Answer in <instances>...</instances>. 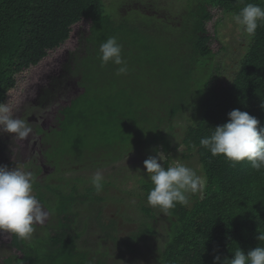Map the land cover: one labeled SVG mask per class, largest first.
<instances>
[{
	"label": "trees",
	"instance_id": "1",
	"mask_svg": "<svg viewBox=\"0 0 264 264\" xmlns=\"http://www.w3.org/2000/svg\"><path fill=\"white\" fill-rule=\"evenodd\" d=\"M187 3L188 10L180 14L185 20L182 28L186 39L183 41H153L151 36L135 28H140L139 25L132 28L125 25V30L135 29L143 36L145 48L149 49V55L161 68L170 65L177 74L171 88L158 95L160 106L156 119L152 121L151 133L145 137L136 136L129 130L131 117L119 115L113 106L108 105L110 118L98 127L90 118L85 120L84 125L76 120V128L72 132L80 146L73 156L88 154L93 157L103 151L101 156L114 162L136 151L144 143L153 146L156 153L160 150L169 153L172 146L165 129L173 128L175 118L195 97V91L198 92L201 95L199 113L194 122L186 127L181 139L185 147L184 158L197 156L206 185L201 194H193L191 203L177 204L165 214L149 206L147 196L153 184L150 179L142 180L144 202L140 209L151 222L142 223L144 228L132 238L136 242L146 235H156L155 223L159 221L156 215L162 214L165 216L162 220L168 224L169 238L159 251L157 260L160 264H213L215 255L221 256L222 264L225 258H232L236 248L247 252L264 246V242L255 238L257 230L264 232V170H253L248 161L233 167L223 155L212 156L200 145V140L210 136L212 128L227 123L228 113L234 109L248 112L260 121V127H264V26L258 27L255 36L251 37L232 82L217 87L212 80H207L208 76H214L209 66L214 52L207 24L214 18L210 7L235 15L247 3L264 7V0H187ZM107 11L104 0H0V102L8 103L12 93L19 91L20 100L24 103L30 92L26 96L20 91L21 78L51 52L64 47L76 26L83 21L89 22V41L96 47L79 62V65H88L95 53L99 55L100 44L110 36L115 37L120 29L116 30L120 20L116 22V17ZM184 46L191 51L190 60L184 52L179 54ZM128 47L140 51L137 45L128 43ZM195 71L199 72V76L192 80ZM54 77L43 81V87L50 85ZM88 112L96 110L90 107ZM102 124L106 125V130L101 129ZM118 129L119 134L116 133ZM54 134L57 141L51 147L59 148L63 135H67L68 131L58 134L55 129ZM84 134L87 140L80 143ZM58 157L57 154L53 156L56 160ZM7 164L11 165V162ZM36 187L40 189L43 185L36 184ZM45 187L56 196L53 209L58 216L57 226L47 229L46 234L36 238L33 245L8 233L10 244L20 255L6 258L4 264H13L15 259L18 264H92L91 252L78 246L82 233L75 229L78 214L72 211V206L79 201L94 200L96 191L92 187L81 196L67 194L56 187ZM40 193L37 198L46 203ZM97 264H106L105 259H99Z\"/></svg>",
	"mask_w": 264,
	"mask_h": 264
},
{
	"label": "rangeland",
	"instance_id": "2",
	"mask_svg": "<svg viewBox=\"0 0 264 264\" xmlns=\"http://www.w3.org/2000/svg\"><path fill=\"white\" fill-rule=\"evenodd\" d=\"M104 1L107 12L116 17L113 16L116 22L126 20L116 24V30L120 29L115 37L122 45V56L127 61L129 72L117 76L119 66L109 63L102 67L98 53H95L88 65H79L90 51L96 49L89 41V22H81L64 47L51 52L21 78L20 91L26 96L30 92L29 98L23 103L19 91L12 93L7 104L13 115L24 118L33 131L24 140L12 139V134H0V165L9 168L19 165L31 171L36 178L33 194L38 197L41 191L47 203L37 198L49 212V217L43 225H36L31 240L26 243L33 245L36 238L44 236L47 229L55 228L58 224V216L53 209L56 196L45 185L56 187L67 194L82 196L93 187L91 177L100 170L104 176L103 191L94 193V200L79 201L72 206V211L78 214L75 229L82 233L78 239L79 248L91 252L92 264H97L102 258L106 264H160L157 260L159 251L169 238L168 224L162 220L164 215H156L159 220L155 223L156 235H146L136 242L132 238L144 228L142 223L151 222L140 206L144 202L142 180L149 179L144 161L157 154L154 147L144 143L136 151L114 162L101 156L103 151L93 157L88 154L73 156L80 145L72 129L76 128V120L84 125L85 120L90 118L95 126L108 121L110 105L119 115L131 117L129 130L136 136L145 137L151 133L152 121L156 119V111L160 106L158 95H163L165 89L171 88L177 74L170 65L161 68L149 55V49L145 48L143 36L135 29L125 30V25L131 28L139 25L140 28H135L151 36L153 41H183L186 39L183 30L185 20L180 14L188 10V3L187 0ZM210 10L214 18L207 24V29L212 36L211 49L214 56L209 66L214 76H208L207 80H212L217 87H223L229 85L239 71L251 37L238 28L233 14L219 8L210 7ZM128 43L137 45L140 51L130 49ZM183 52L190 60L192 54L188 46H184L179 54ZM52 76L56 77L52 78L50 85L43 87L45 85L42 82L46 79L50 81ZM198 76L199 72L195 71L192 80ZM42 87L44 89L40 92ZM200 102L201 95L195 91V97L191 98L172 123L173 128L165 129L164 133L171 141V151L159 152L164 154L165 167L167 161L169 165L180 162L204 177L195 154L184 158L185 147L181 139L186 127L197 117ZM90 107H94L96 112H88ZM55 129L58 134L68 131L67 135H63V143L59 148L51 147L57 141ZM101 129L106 130V125L102 124ZM116 133L119 134V129ZM85 140L86 134L80 143ZM55 154L59 156L57 160L53 158ZM36 184L43 187L38 189ZM192 201L193 194H189V202ZM9 239L8 233L0 234V264H4L8 257L20 255ZM103 253L106 255L103 256ZM13 264H18L16 259Z\"/></svg>",
	"mask_w": 264,
	"mask_h": 264
},
{
	"label": "clouds",
	"instance_id": "3",
	"mask_svg": "<svg viewBox=\"0 0 264 264\" xmlns=\"http://www.w3.org/2000/svg\"><path fill=\"white\" fill-rule=\"evenodd\" d=\"M233 20L243 33L254 37L258 27L264 26V7L247 3L233 16ZM99 59L102 67L109 63L119 66L117 76L129 72L127 61L122 56V45L114 36L100 44ZM228 117L227 123L212 128L210 136L201 138L200 145L214 157L223 155L233 167L239 162L248 161L253 170H264V127H260V121L239 109L230 111ZM32 131L24 118L14 116L11 107L0 102V134H12V139L24 140ZM164 159L163 152H157L144 161V168L153 184L147 203L168 214L177 204L187 205L189 194L202 192L206 178L180 162L165 167ZM35 180L31 171L19 165L12 168L0 165V234H13L28 241L36 225H43L47 221L49 212L33 194ZM91 184L97 193L103 191L102 171H96L91 177ZM257 232L255 238L264 242V232ZM213 264H221L220 255L214 256ZM222 264H264V246L247 252L236 248L232 258H225Z\"/></svg>",
	"mask_w": 264,
	"mask_h": 264
}]
</instances>
